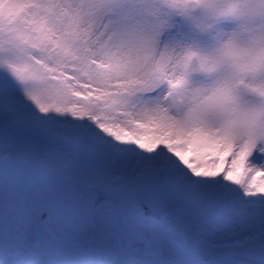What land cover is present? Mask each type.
Instances as JSON below:
<instances>
[{
	"label": "snow or ice",
	"instance_id": "snow-or-ice-1",
	"mask_svg": "<svg viewBox=\"0 0 264 264\" xmlns=\"http://www.w3.org/2000/svg\"><path fill=\"white\" fill-rule=\"evenodd\" d=\"M0 264H264V0H0Z\"/></svg>",
	"mask_w": 264,
	"mask_h": 264
},
{
	"label": "rangeland",
	"instance_id": "rangeland-1",
	"mask_svg": "<svg viewBox=\"0 0 264 264\" xmlns=\"http://www.w3.org/2000/svg\"><path fill=\"white\" fill-rule=\"evenodd\" d=\"M233 230H234V229H233L232 227H226V228H224L223 232L220 233V235L227 236V235H228L229 233H231ZM209 239H210V240H211V239H214V237H209ZM189 243H191V242L189 241ZM203 258H204V259H209V256L207 255V253L204 254Z\"/></svg>",
	"mask_w": 264,
	"mask_h": 264
}]
</instances>
